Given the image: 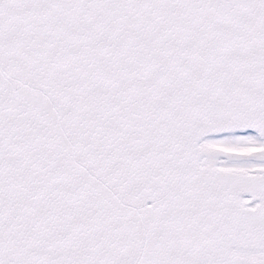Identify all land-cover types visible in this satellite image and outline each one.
I'll use <instances>...</instances> for the list:
<instances>
[{"label": "snow or ice", "instance_id": "1", "mask_svg": "<svg viewBox=\"0 0 264 264\" xmlns=\"http://www.w3.org/2000/svg\"><path fill=\"white\" fill-rule=\"evenodd\" d=\"M0 264H264V0H0Z\"/></svg>", "mask_w": 264, "mask_h": 264}]
</instances>
